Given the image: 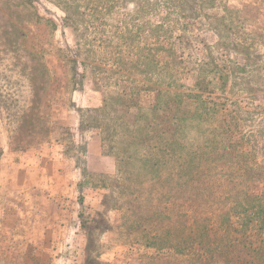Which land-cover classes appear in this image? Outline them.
I'll list each match as a JSON object with an SVG mask.
<instances>
[{
	"label": "rangeland",
	"instance_id": "374dc122",
	"mask_svg": "<svg viewBox=\"0 0 264 264\" xmlns=\"http://www.w3.org/2000/svg\"><path fill=\"white\" fill-rule=\"evenodd\" d=\"M9 93L0 264H264V0H0Z\"/></svg>",
	"mask_w": 264,
	"mask_h": 264
},
{
	"label": "trees",
	"instance_id": "16d2710c",
	"mask_svg": "<svg viewBox=\"0 0 264 264\" xmlns=\"http://www.w3.org/2000/svg\"><path fill=\"white\" fill-rule=\"evenodd\" d=\"M12 93V92H11ZM11 93H9V94H2V95H0V104H2V103H7V105L9 104V105H13V104H23L24 102H23V100L21 99V98H14V97H11L10 96V94ZM23 108H21V110H18V111H20V112H18V113H16V114H13L12 116H10L11 115V112H8V114H7V116L8 117H10L9 119L10 120H12V121H17V123L19 124L20 122H21V120H22V118H23V116L24 115H22L23 114V110H22ZM14 126V125H13ZM155 127L156 126H154V128L153 129H155ZM11 133H12V136H17L16 135V132L15 131H11ZM32 134L33 133H35V132H31ZM32 134H30V137L31 138H33V136L34 135H32ZM163 134H165L166 135V132L164 131V130H161L160 128L158 129V130H155V132H154V136L156 137V140L157 141H159L160 142V144L162 143V141H163ZM14 136V137H15ZM34 139V138H33ZM136 143H132V142H125V144H126V146H127V148L129 149V148H131V147H134V145H137L138 147H140V148H142L143 146H142V144H143V140H141L140 139V141H135ZM147 147H149V146H147ZM1 149V148H0ZM161 157H162V154L160 155ZM144 157H146V165H147V162H148V165H150V163H149V159H150V157H151V154H148V152H147V154H146V156L145 155H143L142 154V158L144 159ZM179 159H180V162H178L177 164H174V165H176V167H175V169H173V171L174 172H177L178 174H179V176H178V178H174L173 177V182L172 183H174V186H173V184H172V191H178V197H180V198H178V199H182V198H188L189 196H188V193H187V190H189V187H192L191 185H189V183H192V181H196V180H194V179H192L191 177H192V173H190L191 171L188 169V165L189 166H191V162H190V160L188 159L187 160V162H186V160L185 159H182V157L181 156H179ZM157 162V161H156ZM198 163H200L201 164V160L198 162ZM157 164V163H156ZM153 165H155V163L153 164ZM118 166H119V168L121 167V165H120V160L118 161ZM197 166H199L198 164H197ZM164 167V166H163ZM167 176V175H166ZM164 177L165 179L163 180V182L165 181H168V179H169V176H167V177ZM193 182V183H194ZM164 189H166V187H163ZM193 189H194V187H192ZM174 191V192H175ZM176 193V192H175ZM168 197L169 196H167V198L166 197H164V196H161L160 197V200L161 201H165L166 199H168ZM159 213H162V211H160ZM178 215H180V214H178ZM159 216H160V214H159ZM161 217V216H160ZM164 217H169V216H165L164 215ZM164 219H168V218H164ZM161 221V220H160ZM252 226L254 227V229H257L256 228V225L255 224H252ZM198 229H199V231L200 232H204L205 230H206V227L204 226V227H200V226H198L197 227ZM246 228H248L247 226H246ZM179 229V228H178ZM250 229H253V228H250ZM235 231V230H234ZM199 237V236H198ZM222 238H225V236L224 237H222Z\"/></svg>",
	"mask_w": 264,
	"mask_h": 264
}]
</instances>
